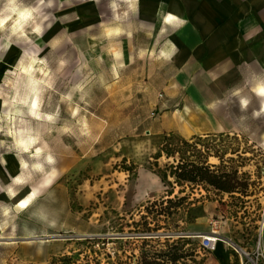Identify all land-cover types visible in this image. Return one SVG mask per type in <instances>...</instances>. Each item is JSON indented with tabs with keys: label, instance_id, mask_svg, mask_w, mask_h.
<instances>
[{
	"label": "rangeland",
	"instance_id": "1",
	"mask_svg": "<svg viewBox=\"0 0 264 264\" xmlns=\"http://www.w3.org/2000/svg\"><path fill=\"white\" fill-rule=\"evenodd\" d=\"M52 1L0 0V264H139L163 252L178 258L163 264H264V71L242 75L219 115L193 121L150 26ZM19 11L29 19L11 26ZM214 126L230 132L202 143L245 190L173 186L166 204L172 188L157 174L171 159L153 158L163 139ZM22 198L27 208L14 205ZM211 231L221 243L207 253L199 236Z\"/></svg>",
	"mask_w": 264,
	"mask_h": 264
},
{
	"label": "crops",
	"instance_id": "2",
	"mask_svg": "<svg viewBox=\"0 0 264 264\" xmlns=\"http://www.w3.org/2000/svg\"><path fill=\"white\" fill-rule=\"evenodd\" d=\"M81 4V11L125 10L129 21L151 27L155 54L174 73L176 86L184 91L180 98L184 113L191 111L188 119L193 121L204 119L208 111L219 115L220 99L236 88L242 75L264 71V0H82ZM20 12L27 16L16 15L18 26L30 17ZM223 132L230 131L214 126L191 137ZM0 159V184L6 185L7 159ZM262 244L264 249V234ZM216 257L225 263L219 249Z\"/></svg>",
	"mask_w": 264,
	"mask_h": 264
},
{
	"label": "trees",
	"instance_id": "3",
	"mask_svg": "<svg viewBox=\"0 0 264 264\" xmlns=\"http://www.w3.org/2000/svg\"><path fill=\"white\" fill-rule=\"evenodd\" d=\"M224 155V153H220L214 147L204 145L202 138L199 136L192 137L190 140L182 138L175 140L173 137H165L159 146L158 152L153 156L155 161L161 157H165L166 160L171 159V162L164 166V170H159L157 174L162 184H167L172 188L171 191L166 192L167 199L165 203L168 205L174 204L172 199H170L174 194V187L181 188L177 192L179 195L183 194L185 187L192 190H203L205 192L212 189L230 196L233 193L245 190L246 184L236 182V171L231 173L225 171ZM210 158L217 159L219 165L210 164ZM168 178H171L173 182L170 183L167 181ZM240 189L241 191H239ZM175 198L177 197L175 196ZM184 199L185 197L177 198V201ZM146 212L149 213V210L146 209ZM163 213L165 214V212ZM179 239L182 240L184 238ZM169 257L168 253L163 252L161 259H156L157 261L151 262L144 260L139 264H163L178 260L177 257Z\"/></svg>",
	"mask_w": 264,
	"mask_h": 264
},
{
	"label": "built area",
	"instance_id": "4",
	"mask_svg": "<svg viewBox=\"0 0 264 264\" xmlns=\"http://www.w3.org/2000/svg\"><path fill=\"white\" fill-rule=\"evenodd\" d=\"M259 225H260V227H259L260 233L258 236L257 250H259V256L264 259V251H263L262 236H261V232H263V228H264V208L262 209L261 220L259 222ZM209 235H215L214 231H211V234H209ZM215 247H216L215 243L210 240V237L201 236L200 249H202L203 251H205L207 253H212V252H214Z\"/></svg>",
	"mask_w": 264,
	"mask_h": 264
},
{
	"label": "bare ground",
	"instance_id": "5",
	"mask_svg": "<svg viewBox=\"0 0 264 264\" xmlns=\"http://www.w3.org/2000/svg\"><path fill=\"white\" fill-rule=\"evenodd\" d=\"M16 15H21L23 17H26L27 16V13L20 12V13H17ZM3 22H4L3 20H0V24H3ZM10 25L11 26L13 25L14 27L15 26H18V17H15L14 20H13V23L10 24ZM50 181H51V175H50V177H47L44 180V184L45 185L46 184L49 185ZM33 193H35V191H33ZM29 203H30V199L29 198L20 200L19 203H18V207L27 208L29 206ZM208 237H210V240L215 243V246L216 247L218 246V243H221V240H219L215 235H209ZM199 238H201V236H199ZM216 247H215V250H216Z\"/></svg>",
	"mask_w": 264,
	"mask_h": 264
},
{
	"label": "snow or ice",
	"instance_id": "6",
	"mask_svg": "<svg viewBox=\"0 0 264 264\" xmlns=\"http://www.w3.org/2000/svg\"><path fill=\"white\" fill-rule=\"evenodd\" d=\"M262 94H264V90H262Z\"/></svg>",
	"mask_w": 264,
	"mask_h": 264
}]
</instances>
